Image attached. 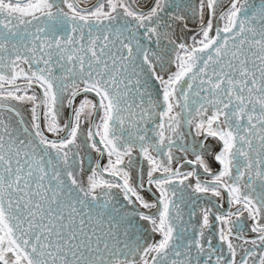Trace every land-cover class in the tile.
<instances>
[{
    "label": "snow or ice",
    "instance_id": "obj_1",
    "mask_svg": "<svg viewBox=\"0 0 264 264\" xmlns=\"http://www.w3.org/2000/svg\"><path fill=\"white\" fill-rule=\"evenodd\" d=\"M0 264H264V0H0Z\"/></svg>",
    "mask_w": 264,
    "mask_h": 264
},
{
    "label": "flooded vegetation",
    "instance_id": "obj_2",
    "mask_svg": "<svg viewBox=\"0 0 264 264\" xmlns=\"http://www.w3.org/2000/svg\"><path fill=\"white\" fill-rule=\"evenodd\" d=\"M94 1V0H93Z\"/></svg>",
    "mask_w": 264,
    "mask_h": 264
},
{
    "label": "water",
    "instance_id": "obj_3",
    "mask_svg": "<svg viewBox=\"0 0 264 264\" xmlns=\"http://www.w3.org/2000/svg\"><path fill=\"white\" fill-rule=\"evenodd\" d=\"M94 2V1H93Z\"/></svg>",
    "mask_w": 264,
    "mask_h": 264
}]
</instances>
